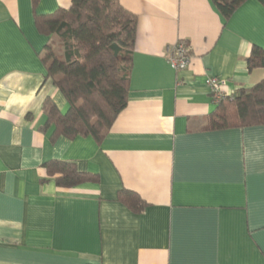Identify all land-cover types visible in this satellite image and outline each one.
I'll return each instance as SVG.
<instances>
[{
	"label": "crops",
	"instance_id": "crops-1",
	"mask_svg": "<svg viewBox=\"0 0 264 264\" xmlns=\"http://www.w3.org/2000/svg\"><path fill=\"white\" fill-rule=\"evenodd\" d=\"M137 17L126 105L101 142L51 138L43 103L64 113L41 60L49 37L33 18L71 0H0V264H264V126L205 129L216 108L207 77L234 94L264 48V6L224 18L211 0H119ZM190 46L174 70L167 49ZM49 160L98 177L72 188ZM121 189L144 201L133 211Z\"/></svg>",
	"mask_w": 264,
	"mask_h": 264
},
{
	"label": "trees",
	"instance_id": "trees-1",
	"mask_svg": "<svg viewBox=\"0 0 264 264\" xmlns=\"http://www.w3.org/2000/svg\"><path fill=\"white\" fill-rule=\"evenodd\" d=\"M211 1L228 18L245 0ZM258 1L264 6V0ZM34 6L35 26L49 37L41 55L46 77L68 103L64 113L48 98L43 103L46 124L53 126L51 138L91 136L99 143L126 105L137 17L119 0H71L69 7L48 14H37ZM246 65L248 71L264 70V48L254 45ZM253 125L264 126V76L250 88L238 90L232 100L224 98L216 104L204 128ZM43 168L62 188L98 181L96 175L79 171L72 161L49 160ZM117 199L133 211L145 205L127 189H121Z\"/></svg>",
	"mask_w": 264,
	"mask_h": 264
},
{
	"label": "built area",
	"instance_id": "built-area-1",
	"mask_svg": "<svg viewBox=\"0 0 264 264\" xmlns=\"http://www.w3.org/2000/svg\"><path fill=\"white\" fill-rule=\"evenodd\" d=\"M190 46L184 41H177L169 49H167V61L169 65L176 71L186 68L190 61ZM206 86L209 89L212 102L218 104L222 99H233V94H225L221 87L225 83L223 79L217 77H207Z\"/></svg>",
	"mask_w": 264,
	"mask_h": 264
},
{
	"label": "rangeland",
	"instance_id": "rangeland-1",
	"mask_svg": "<svg viewBox=\"0 0 264 264\" xmlns=\"http://www.w3.org/2000/svg\"><path fill=\"white\" fill-rule=\"evenodd\" d=\"M50 40H51V42H54L55 41V38L52 37Z\"/></svg>",
	"mask_w": 264,
	"mask_h": 264
}]
</instances>
